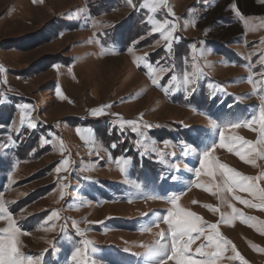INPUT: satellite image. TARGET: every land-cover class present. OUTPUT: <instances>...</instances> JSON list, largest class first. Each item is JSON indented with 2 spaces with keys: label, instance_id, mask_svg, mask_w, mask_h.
Segmentation results:
<instances>
[{
  "label": "rangeland",
  "instance_id": "374dc122",
  "mask_svg": "<svg viewBox=\"0 0 264 264\" xmlns=\"http://www.w3.org/2000/svg\"><path fill=\"white\" fill-rule=\"evenodd\" d=\"M100 1L0 0V65L6 69L0 72V155L7 162L0 167V195L23 230L21 250L40 258L41 264H71L75 248L88 239L93 242L90 249L95 248L94 254L89 251L95 264H159V257L148 262L145 253L175 223L162 217L173 207L167 196L176 194L178 212L188 210L208 223L220 222V232L247 264H264V234L258 231L264 230V159L256 148L260 143L264 150V124L255 130L228 127L249 119L264 103V3L167 0L175 17L165 8L153 15L176 24L179 39L169 52L168 42L148 23L122 49L109 45L112 29L136 8L125 0L106 11L98 7ZM143 57L157 69V85L144 60L137 62ZM192 72L198 74L194 92L184 85L185 73ZM173 75L177 80L169 83ZM58 87L63 98L56 95ZM234 103L241 114L232 111ZM22 105L29 106L26 114L35 129L21 123ZM105 105L110 107L104 114H91ZM99 118L118 127L122 121H136L138 131L128 125L123 129L132 132L139 157L146 158L142 166L161 168V179L173 182L171 187L161 184L156 189L154 176L149 189L142 187L132 176L129 157H124L129 163L121 172L120 157L113 158L102 143L104 134L86 125ZM80 120L82 128L76 126ZM242 140L252 148L249 163L232 152L233 142ZM209 150L213 167L228 165L248 178L249 192H236L248 206L232 193H224L222 203L219 194L207 191L221 182L204 168L202 156ZM65 160L69 163L58 173ZM103 179L116 181L105 198L101 190L85 189ZM237 208L243 211L241 217L221 221L220 213L231 217ZM54 211L58 215L50 217ZM244 217L252 218V227L241 222ZM74 224L84 237L76 234ZM4 227L7 221L0 220ZM200 243L196 241L193 251ZM232 255L226 252L220 264H241L227 259Z\"/></svg>",
  "mask_w": 264,
  "mask_h": 264
},
{
  "label": "snow or ice",
  "instance_id": "6c2138e0",
  "mask_svg": "<svg viewBox=\"0 0 264 264\" xmlns=\"http://www.w3.org/2000/svg\"><path fill=\"white\" fill-rule=\"evenodd\" d=\"M35 2V0H34ZM264 3V0H261ZM128 5L136 8L137 5L133 3V0H127ZM141 9L147 10L149 15L147 16V23L150 24L151 31L153 33H160L162 38L167 41V50L171 52L173 47V41L178 39L174 34L177 31L176 24L167 19L160 20L156 19L153 14L157 13L161 8L168 10L169 14L175 17V13L172 12L167 0H141L139 5ZM235 10V14L243 19L242 14L236 5L232 6ZM195 48V45H193ZM144 60L143 67H145L150 76H152V84L157 85L158 80L156 76L158 75L157 69L153 67V63L147 60V57L138 58L137 62ZM260 63L264 64V56L260 57ZM57 69L59 65L56 66ZM195 67V66H194ZM6 69L0 65V72H4ZM159 72H164V69H159ZM264 77V73L261 74ZM198 74L197 72L185 73L184 75V85L186 91H195V84L197 83ZM250 81L251 77L248 78ZM177 77L175 75L170 77L169 83L176 81ZM264 82V80H262ZM256 87V82L253 81V88ZM168 91V88H165ZM56 95L62 96V90L58 87L56 89ZM2 102V101H0ZM25 112L22 113L21 123L23 124L27 121V127L30 129H35L37 127L36 123L26 114L29 109L28 105L21 106ZM110 107V105H105L92 110V115L98 117L104 114L105 109ZM258 112H254L249 119L244 120L242 123L237 122L235 125L229 124L228 127H249L251 130L257 129L264 124V103H260L258 106ZM125 125L131 126L133 132L138 131V126L136 121L125 120L120 123L121 129ZM147 128H151V125H145ZM79 131V130H78ZM264 141V138H262ZM13 143H16L13 140ZM42 143H47L44 138H42ZM256 143V142H254ZM232 152L235 153L242 161L246 163L250 162L248 154L252 151L251 146H249L246 140H242L239 143L233 142ZM245 146H248L247 148ZM113 148L116 147L115 144L112 145ZM256 148L258 150L259 159H264V150H260V143H256ZM211 150L204 153L202 159L204 161V168L208 169L209 174L221 177V182L213 186V188H208L212 195H218L221 202H224V193H232L233 198L239 201L241 204L248 206V201L243 199L240 195H237V190H242L249 192L251 184L248 182V178L243 177V174H238L235 169H232L228 165H217L213 167L210 163ZM69 162L67 160L63 161L61 167H58L56 171L59 173L64 165ZM120 171L125 172V166L129 163L124 157H120L117 161ZM204 169H201L203 172ZM137 188L140 187L139 184L136 185ZM61 199H63V193L61 194ZM168 202L173 205L171 209H166V214L164 217H168L169 221L175 220L174 224H170L169 231L167 234H161L158 242L148 248L145 253L147 261H151L155 257H159V264H220L221 258L225 257L226 252L231 251L234 255L228 256L229 260H239L241 264H247L245 258L239 253L236 246L231 240L226 238L219 230V223H208L203 220L199 215L187 214L191 211L185 210V213H180L175 209V204L178 203V197L176 194L167 196ZM232 207V205H229ZM212 212H220V209L213 207L211 205H205ZM264 210V206L261 208ZM171 212V215L169 213ZM243 211L239 208L232 213L231 217H225L223 213H220L221 221L231 223L236 217H241ZM57 212H53L50 217L57 216ZM0 220L7 221V227L0 228V264H41V260L33 255H26L21 250L20 237L24 234L23 230L18 226L17 221L13 218V214L6 207V202L3 195H0ZM241 222L252 227L251 217H244L240 219ZM75 226V224H74ZM76 234L80 237L85 236V232L79 227L75 226ZM261 234H264V230H258ZM170 237V239H168ZM197 240H201V243L197 245L193 251V245L196 244ZM83 247H77L74 253L71 255V264H95V260L91 259L89 256V251L93 254L95 253V248L90 249L89 246L93 244L91 240L84 239L82 241ZM143 246V245H141ZM255 247V246H254ZM260 251L264 252V248ZM195 257V258H194Z\"/></svg>",
  "mask_w": 264,
  "mask_h": 264
},
{
  "label": "trees",
  "instance_id": "16d2710c",
  "mask_svg": "<svg viewBox=\"0 0 264 264\" xmlns=\"http://www.w3.org/2000/svg\"><path fill=\"white\" fill-rule=\"evenodd\" d=\"M100 3L98 4V7L100 9L110 11L116 7L122 6L125 3V0H101ZM140 3H141V0H138L136 9L130 14H128L127 15L128 17L124 21H121L120 23H118V25H116L112 29L113 31L111 33V37L108 42L109 45L114 43V44H117L122 49L123 47H125V45L126 46L128 45L127 42L130 39L137 38L135 34L137 35L140 29L148 27V24L146 21L147 11L139 7ZM2 107L3 105L1 106V108ZM224 107L226 111V110H229L230 106L227 104ZM231 107L232 108L234 107V110H232V108L230 110L238 113L235 115L241 114L242 109L239 110L240 109L239 104L234 103L233 106L231 104ZM82 123L83 121L80 120L76 122V126L81 127ZM86 125L94 129V131L102 132L104 134L102 138V143L107 147L109 152L112 154L113 158H119V157L132 158V163H133V167L131 170L132 176L135 177V180L137 182L141 183L142 187L149 189L148 184H149V179L151 176H154L155 180H157L155 184L156 189L161 188L162 187L161 184H163L164 187L166 186V189H169L171 187L170 185L173 182L169 181L168 179H161V175H163V173L161 172V168L149 170L146 168V166L144 165L142 166V163H146V158L139 157V151L136 147V144H134L133 139H132V132L130 133L129 131H126L125 129H120V127L116 125H111L110 122H107L106 120L104 121L100 118L96 121L91 119V123L86 124ZM44 134L46 133L44 132ZM40 136L41 135H39V137ZM28 144H26V146H29ZM113 144L116 145L115 148L112 147ZM5 160L6 159H3V155H0V167L2 166V164H5V165L7 164ZM115 185H116V181L113 182V181L103 179L97 183H92V185L88 184L85 187V189L92 187L93 188L92 190H94L93 192L101 190L103 192L102 197L105 198L106 195L111 194L112 190H115L116 188ZM135 223L136 222H132L130 226L136 227L137 224ZM118 253L124 254V255H119V256L127 255V252H118ZM125 260H127L126 257H125Z\"/></svg>",
  "mask_w": 264,
  "mask_h": 264
}]
</instances>
